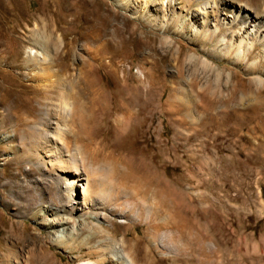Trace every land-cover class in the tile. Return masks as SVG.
Returning a JSON list of instances; mask_svg holds the SVG:
<instances>
[{
    "label": "rangeland",
    "instance_id": "rangeland-1",
    "mask_svg": "<svg viewBox=\"0 0 264 264\" xmlns=\"http://www.w3.org/2000/svg\"><path fill=\"white\" fill-rule=\"evenodd\" d=\"M174 11L182 5L170 0L147 7L144 0H0V264L17 263L3 241L7 223L40 236L43 254L55 264H97L77 249L58 248L59 237L69 233L76 246L99 226L125 255L132 241L124 233L143 237L158 207L167 214L156 209V223L176 213L208 231L212 257L192 261L175 232L159 231L155 264H264V43L228 54L232 41L248 31L229 29L237 25L234 15L251 17L254 33L264 22V0H206L169 31ZM204 18L207 39L220 36L223 46L198 47ZM90 33L101 38L91 41ZM32 35L56 41L39 63H26L27 51L40 48ZM179 39L187 44L180 78L165 56L169 48L177 52ZM202 61L230 85L240 76L246 90L238 98L244 99H185L188 83L196 81L201 93L216 79ZM219 86L226 97L231 89ZM171 91L180 100H168ZM20 116L27 125L17 130ZM67 181L76 182L79 204L72 218L58 213L70 207L60 204ZM83 189L89 196L122 197V209L131 214L107 216L115 230L92 215L81 226L83 213H91L82 205ZM20 198L36 206L23 214L18 210L25 202L10 204ZM100 241L92 237L81 253L95 251ZM29 249L14 250L21 251L19 264Z\"/></svg>",
    "mask_w": 264,
    "mask_h": 264
},
{
    "label": "bare ground",
    "instance_id": "bare-ground-1",
    "mask_svg": "<svg viewBox=\"0 0 264 264\" xmlns=\"http://www.w3.org/2000/svg\"><path fill=\"white\" fill-rule=\"evenodd\" d=\"M154 1L155 0H144L145 7L152 4ZM163 1H165V0H163ZM170 1L171 2L176 1L178 4L182 5V11L178 14L175 13V11H174V13H171L172 18H171V22H170V27H169V29H167L169 31L172 28L176 29L178 27L180 28L181 25L183 26L185 24V17L187 15L192 14L193 12L198 13L197 12L198 7L202 4V2H204L206 0H198L201 2H198L195 4H192L189 0H170ZM216 9L218 10L219 8L217 7ZM171 12H172V10H171ZM182 13H184L185 15L182 16ZM87 14H89V13H87ZM92 16L93 17L95 16V11L92 12ZM233 18H234V20H233L234 22L237 21V25H233V23H231L229 29H232V28L239 26V30H241V31L242 30H248V31H244L242 35H240V36H238V38H236V40H234L235 38L234 39L231 38V41L232 40H234V41H232V44L228 50V54L229 53L231 54L232 52H234L236 55H239L241 53L245 54L246 52H248V49L251 48V50H252V49H254V47L256 45L259 44V46H261V44L264 43V22H259L256 26H253V28L255 29L254 33H253L252 31L249 30L250 28H252L251 24L254 23V22H252L253 19L251 17H249L247 15H243L238 20V19H236V18H238L237 15H234ZM92 22H94V21H92ZM153 22H154V24H158L156 22V19ZM206 22H207V20L205 19L203 21V24H206V25L203 26L204 28H202L203 32L199 37H197L198 47L204 48L208 44H210V46L212 45V47H217L220 45L223 46V44H220V43H222L224 39H221L220 36L215 37L214 41H213V37H210L207 39L206 34L209 32V27H208V23H206ZM157 26H159V25H157ZM220 26H222V25H220ZM92 28H93V26H92ZM181 30H183V29H181ZM92 32H96V29L93 28ZM89 35H90L91 41H95V40L101 38V35H99V34L97 35L94 33H90ZM249 38H250V40L251 39L253 40L252 43L247 42V41H249ZM32 41H33V45H38L40 48H37V46H35L36 47V48H34L35 50H28L27 51L26 63H39V62H41L40 59H41L42 55L43 56L45 55L44 51H48V49L51 47V45H53V46L56 45V41H54L52 38H44V37H41L39 35H32ZM174 45L178 46L177 52L174 54V53H172L171 48H169L168 52L166 53L165 56H168L171 58V60H169V63H170V66H172L176 72V75H174V76L180 78L182 66H183V61L181 60V58L185 54L187 44L185 42H182L179 39V40H176L174 42ZM173 49H175V47ZM150 50L152 51V53L154 55L160 54V50L158 48H156L155 46H152V47L150 46ZM240 60H241V58H240ZM3 62H4V60H3ZM200 64L202 65L203 68H205V70L208 69L209 73L210 72L213 73L214 78H216V79L213 80V83L207 81L206 89H205V91H202L201 93H198L196 90V88H197V82L196 81L188 83L187 85H188V88L190 91H187L188 94L186 95L185 99H187V97H189L188 95H190V98L193 100H239V99L243 100L244 99V97L238 98V93L246 90L245 89L246 86H245L244 82H242L243 79L240 76L233 75V79L235 80V84L233 83V85H230L231 82L230 81L228 82V78H226V81L223 82L221 80L222 77H220V73L216 75L215 71H213L214 68L212 69L205 61H202V63H200ZM205 70H203V71H205ZM208 72H205V73L207 74ZM220 82L225 85L224 88L228 87L231 89L230 91H228V95L226 97H222L221 94H219V92H220L219 88H221V86H219L221 84ZM13 83H14V81H13ZM212 90H213V93H212ZM168 100H180V97L178 96V94L175 91H171V93L168 96ZM10 108H11V110L13 109L11 105H10ZM21 108H23L22 105H17L14 109H17V111H18ZM9 118H10V116L7 115L4 119L10 120ZM15 121H16V129L17 130H19L21 127L27 125V120L22 116L15 119ZM36 170L38 172H40L39 167H37ZM63 182H65V181H63ZM73 184H76V182L75 181H72V182L67 181L66 182V185H65L64 190H63L62 198L60 201L61 205H66V206H70V207L63 209L62 211L58 212V213H60V212L63 213L64 217L66 216L68 218H72L74 212L77 211L76 207L79 206V204H77L75 202V200L73 199V196L75 195L73 192ZM75 188H79V187L77 186ZM86 194H87L86 190L83 189V191H82V205H83V207H87L88 209H90L91 213L85 212V213H83L82 216L80 215L81 216L80 217L81 218V221H80L81 226H84V224L88 225L87 221H88V217L90 215L94 216L95 218H100V219L106 220L107 216L115 218L119 215L124 214V216L126 218H128L129 215L131 214V211L128 210L129 212H127V210L122 209V207L120 205L122 197H117V195L116 196L114 195L115 197L112 199L110 198L111 199L110 200V199H108L109 197H106L107 194H106V196H104L103 193H100V191L98 193H94V194L92 193L93 195H91V196L86 195ZM121 194H123V193H121ZM127 194H129V193H127ZM132 197H131V195L130 196L128 195V198L127 197L126 198L130 200ZM20 201L21 202L19 204L18 203L12 204V202L10 204L12 206L20 207L21 204L23 205L25 202L27 204V206H25L26 208L23 207V208H20L18 210L23 214L29 212L30 207L36 206V203L33 201L32 198L29 200H26V199L24 200L23 198H20ZM8 205H9V203H8ZM161 206L163 207L164 205L161 204ZM156 209H158L160 212L166 213L165 211L162 210L161 207L155 208V210H153L154 212H152L151 217H149L150 220H149L148 225L145 228V232L143 234V237L139 238V236H131V234H129L128 232L124 233V238H130V240L132 241V245L129 248H127L129 250L127 251V254H125L127 258L124 257L125 255H123V253L121 255V253L117 251L118 247L115 248L116 244L113 242L114 240L112 239L114 237H112V236H111L112 238L109 237L110 233L108 231L100 228L99 226L93 227L95 229L92 230V233L89 236H87V238L85 240L77 242L76 246L74 245V238L72 237V235H70L69 233H66V235L62 234L59 237V242L57 243V247L60 249H63L64 251L68 250L71 253L77 249V251L80 254H82V258H88V260H90L91 258H95L98 261V262L96 261L97 264H138L136 253H138V256L141 255V258H139V259H141L144 262L143 264H155L154 256H153L154 255L153 254L154 253L153 252V246H155V243L157 240V239H155V233L159 232V231H165V232H169L170 234H174V232L177 234L178 241H180L181 244H183V247L185 248V250L190 252L189 258L192 261H194V259L192 258L193 256H195V257L201 256V257H206V258L212 257V251L207 250V248L205 247V243L212 238L210 236V233H208V231L203 230V228H198V225H197V223H195V221L191 222V221H188L187 219H182L183 217L177 216L176 213H175V215L166 217V219H164V218L161 219V221H160L161 223L160 222L156 223L155 220L157 217H159V213L157 212ZM121 211H123V212L121 213ZM140 211H143V207L141 205L140 206L138 205V213ZM34 216L35 215H33V217ZM9 218L11 220H14L17 217L15 216V217H9ZM179 218H181V219L178 220ZM108 221L111 223V227L114 230L116 228H119L118 225L114 222L115 219L114 220L111 219ZM10 224L11 225H9L7 223L4 226L6 229L5 230L6 231L5 236L3 238V241L6 244L5 248L8 252H12V255H7V256H12V258L14 260H17L16 264H19L18 262H19L20 257H21V251H19L18 253H15L14 250L17 249L18 247L22 248V249L28 247L30 249L26 253V256L24 257V262L20 263V264H55V263H53L54 261L51 262V260H49L45 254H43V252H42V245H43L42 241H43V239L40 236L39 237L32 236L30 234V232H28V230L18 227V223L12 222ZM194 234H195V236H193ZM92 237H95V238H98L101 240L100 246L95 248L96 250L93 252L88 251L86 253H84V252L81 253V251H83L81 245L84 246L85 244H87V241L92 239ZM121 246H124L123 240L121 241ZM140 253H142V254H140ZM7 256H5V257H7ZM108 256H110L111 258H109ZM127 259L129 260L130 263L128 262ZM4 264H9V260L4 261ZM82 264H92V263H90V261L89 262L87 261V262L82 263Z\"/></svg>",
    "mask_w": 264,
    "mask_h": 264
}]
</instances>
